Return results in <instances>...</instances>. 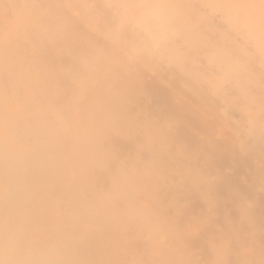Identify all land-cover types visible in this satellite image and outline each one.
I'll use <instances>...</instances> for the list:
<instances>
[{
    "label": "rangeland",
    "instance_id": "rangeland-1",
    "mask_svg": "<svg viewBox=\"0 0 264 264\" xmlns=\"http://www.w3.org/2000/svg\"><path fill=\"white\" fill-rule=\"evenodd\" d=\"M109 1L0 0V263L116 253L160 223L214 251L196 264H264V4ZM234 157L249 194L219 189Z\"/></svg>",
    "mask_w": 264,
    "mask_h": 264
},
{
    "label": "bare ground",
    "instance_id": "bare-ground-1",
    "mask_svg": "<svg viewBox=\"0 0 264 264\" xmlns=\"http://www.w3.org/2000/svg\"><path fill=\"white\" fill-rule=\"evenodd\" d=\"M116 1L117 0H110L109 3L115 4V5H113V11H114V13H117L116 16H119V12L122 11V9L125 5H123L121 0H119L118 4ZM226 1L229 3L231 2L232 4H237L231 0H226ZM254 2H255V0H244V3H245L244 8L242 10H238V11L236 10L237 11V12L235 11L236 15L237 14L242 15L243 12H245L247 15L254 14L255 11L253 13L251 11H249V9H252L251 6L253 7ZM258 2L262 5L264 4V0H258ZM235 7H237V5H235ZM199 8L204 11L202 6H199ZM197 10L198 9L192 8L191 6L188 7L189 12H196ZM241 11H243V12H241ZM61 12H63V10ZM205 12H207V11H205ZM196 13H198V12H196ZM208 13H211V11H208ZM231 13H234V12H231ZM104 14L105 13L101 14L99 16V18L103 17ZM125 19H128V17H126ZM184 21H185V18H184ZM233 22L234 21H232L230 24H232ZM122 25L123 26L120 28L121 30H123L124 28L127 27L126 24H122ZM125 34H126V32H125ZM173 54H174V52L172 50L171 52L168 53L167 56L170 57L171 55L173 56ZM234 56L241 59L242 56H241L240 50L238 52H236L234 54ZM45 58H48V56L46 54H45ZM50 69H53V66ZM159 72H160V70H159ZM150 76H152V75H150ZM153 91H154V93L158 99L163 98L162 97L163 93L161 92V90L155 89ZM8 104H9V102H8ZM5 106H7V102H6ZM165 112H166V110H165ZM156 114H158V113H156ZM163 114H164V111H163ZM178 129L179 128H177L176 130H178ZM178 133H179V137L182 138L183 140H186L189 145H192L193 143H195L194 142L195 140L187 135L188 133H184L182 131H180ZM178 133L176 134L177 136H178ZM182 139H180V140H182ZM196 141L199 143H202L201 141H199L197 139H196ZM189 145H187V146L190 148ZM194 146H195V144H194ZM221 146H223V145H221L220 143L218 144V142H214V144H213L214 152H211V153L214 154V156H215V154H219V152L217 150L221 149ZM215 149H217V150H215ZM257 149L261 150V145L259 143H258ZM231 151H234V149H231ZM233 154L234 153H232L231 157L234 156ZM179 155H180V153H178V157H179ZM213 162H215V161H213ZM229 162L233 164V167L230 168L231 172L225 171V174L229 178L228 180H230V181H226L225 184H223L222 186L219 185V187L221 186V188H219V189H221L223 191H239L243 195L249 194L250 190H251L250 188H252V186H250L251 183L248 181L249 184H245L244 182L240 181L236 184L235 180H232L233 179L232 176L233 175L237 176L241 171H244L246 168H248L249 167L248 163H250V162L248 160H242V159L237 160V159H235V157H234V160L232 159V161H230V159H229ZM221 164H223V163L221 162ZM219 166H220V164H219ZM238 167H239V172L237 171ZM175 168H177L176 164H175ZM215 168H217V167H215ZM215 168L212 166H209V167H206V170H209V171L213 170L214 171V170H216ZM218 171H220V170H218ZM215 173H217V170ZM227 177H225V178H227ZM238 180H236V181H238ZM96 181H99V184H103L104 183L103 176L97 175ZM256 199L260 205V208L262 210H264V196L259 195L258 198L256 197ZM185 207H189V206H185ZM188 210H189V208H178L180 215H183V216L186 214V212ZM183 216L181 218H179L180 222L184 219ZM263 216L264 215H263L262 211H258V212L256 211V213L255 212L253 213L254 219L258 220V222L260 224H264V217ZM132 228H131L132 229L131 230L130 227H128L125 230L126 235L131 236L130 241L125 242L123 244V248L120 249L116 253H108L105 251V252H102L101 255H100V253H98V254H95L94 256H89V254L86 256V254L81 255L80 253H78V254L73 253L74 255L73 254L71 255V254H67L66 252H62V254L60 255L61 261L59 262V264H67V263L89 264L90 262H92L91 260H98V259H100V260L102 259L103 261L101 260L100 262H102L103 264H196L198 257H201V258L203 257V260H204V258H207L208 256H210L212 251H213L211 248L208 247V245L205 241L202 242V240H199L197 242V245L195 248V250L197 252L194 251L193 253H191L190 250H194V249L191 248L189 246V244L193 241V239L189 238V236L187 234H183V232L181 231V228L178 226L155 223V224L151 225V229L153 230L152 234H150L149 232H147L143 229L139 230L138 227H132ZM204 230H205V227H204ZM131 232H132V234H131ZM211 233H212V231H211ZM133 234H135V236ZM209 236L211 237V235H209ZM201 237L202 236L200 234V237H198V239H201ZM202 239H203V237H202ZM88 258L91 260H88ZM199 262H201V261H199ZM203 263H205V262H203ZM0 264H3V263H0Z\"/></svg>",
    "mask_w": 264,
    "mask_h": 264
},
{
    "label": "crops",
    "instance_id": "crops-1",
    "mask_svg": "<svg viewBox=\"0 0 264 264\" xmlns=\"http://www.w3.org/2000/svg\"><path fill=\"white\" fill-rule=\"evenodd\" d=\"M30 157H31V158H33V157L35 158V156H33V155H31ZM29 159H30V158H29ZM13 162H14V160H13ZM28 163H31V160H29Z\"/></svg>",
    "mask_w": 264,
    "mask_h": 264
}]
</instances>
